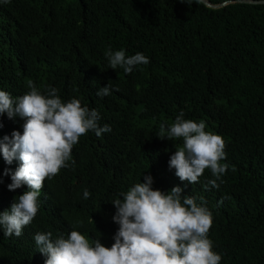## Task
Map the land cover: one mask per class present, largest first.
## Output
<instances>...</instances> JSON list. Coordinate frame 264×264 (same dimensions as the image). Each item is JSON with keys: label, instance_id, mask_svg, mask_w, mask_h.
<instances>
[{"label": "trees", "instance_id": "16d2710c", "mask_svg": "<svg viewBox=\"0 0 264 264\" xmlns=\"http://www.w3.org/2000/svg\"><path fill=\"white\" fill-rule=\"evenodd\" d=\"M244 1L263 0H208L211 8L196 0H0V90L15 99L29 81L42 94L55 88L111 128L80 137L69 166L45 180L20 237L0 227V264H45L37 233L55 239L75 229L111 247L119 229L111 202L148 175L154 190L179 186L212 212L209 238L221 264H264V3ZM109 49L150 62L131 74L114 70ZM108 84L109 95L98 96ZM181 112L225 140L228 170L219 179L206 169L191 184L170 169L183 139L157 135ZM25 122L0 116V140L23 133ZM19 166L0 153V212L28 190L8 189L5 170Z\"/></svg>", "mask_w": 264, "mask_h": 264}, {"label": "clouds", "instance_id": "9594fccd", "mask_svg": "<svg viewBox=\"0 0 264 264\" xmlns=\"http://www.w3.org/2000/svg\"><path fill=\"white\" fill-rule=\"evenodd\" d=\"M196 2L212 7L208 0ZM105 56L111 69L119 67L128 74L135 66L150 62L143 53L128 56L123 49H109ZM27 87L30 91L15 99L0 90V116L6 113L9 119L20 116L26 120L23 133L13 131L0 140L3 159L8 164L20 161L15 172L5 170L4 175L11 174L9 191L24 185L28 189L16 197L10 211L0 212V227L6 237H20L31 224L39 211L38 198L45 180L69 166L80 137L89 131L97 136L111 131L108 125H98V112L82 106L80 99L64 102L51 87L42 94L32 81ZM110 88V84L102 87L97 95H109ZM205 129L204 121L185 119L183 112L169 127L160 125V139H183V146H176L169 160L170 169H175L181 181L194 184L206 169L219 179L228 170L222 163L226 159L225 140ZM217 179L209 182L212 187H219ZM143 181L121 193L122 199L111 202L117 210L113 220L119 225L111 247L100 240L90 241L75 229L55 239L51 232L37 233L34 240L38 251L47 257L45 264H221L222 256L214 251L209 238L212 212L195 197L182 196L179 186L164 192L153 189L151 175ZM83 195L87 199L90 193L85 189Z\"/></svg>", "mask_w": 264, "mask_h": 264}, {"label": "water", "instance_id": "95a60500", "mask_svg": "<svg viewBox=\"0 0 264 264\" xmlns=\"http://www.w3.org/2000/svg\"><path fill=\"white\" fill-rule=\"evenodd\" d=\"M244 2H252V3H260V4H262V3H264V0L263 1H244Z\"/></svg>", "mask_w": 264, "mask_h": 264}]
</instances>
